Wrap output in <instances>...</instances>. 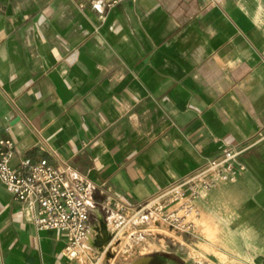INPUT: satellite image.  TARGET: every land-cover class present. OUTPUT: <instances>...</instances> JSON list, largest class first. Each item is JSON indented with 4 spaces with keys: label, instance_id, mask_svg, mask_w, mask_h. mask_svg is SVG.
Listing matches in <instances>:
<instances>
[{
    "label": "crops",
    "instance_id": "crops-1",
    "mask_svg": "<svg viewBox=\"0 0 264 264\" xmlns=\"http://www.w3.org/2000/svg\"><path fill=\"white\" fill-rule=\"evenodd\" d=\"M4 140L12 164L46 158L89 181L93 253L98 223L124 224L208 158L247 146L237 179L195 201L188 239L213 234L228 264H264V0H123L104 12L0 0ZM33 215L0 183V264H87L63 256L64 237Z\"/></svg>",
    "mask_w": 264,
    "mask_h": 264
},
{
    "label": "built area",
    "instance_id": "built-area-1",
    "mask_svg": "<svg viewBox=\"0 0 264 264\" xmlns=\"http://www.w3.org/2000/svg\"><path fill=\"white\" fill-rule=\"evenodd\" d=\"M123 0H88L101 12ZM247 146L226 147L208 158L203 165L138 205L132 218L151 215L157 227L162 226L179 237L193 236L198 218L195 201L204 191L219 183L234 182L245 166L238 157ZM15 149L11 140L0 141V183L19 202L31 201L33 224L37 229L54 230L65 239L62 254L68 259L94 260L102 264L105 252L93 253L84 244L90 223L92 187L82 175L67 165L50 163L46 158L21 159L12 164ZM105 205H109L106 199ZM117 212L124 207L114 206ZM177 236V237H178ZM94 258L92 259V256Z\"/></svg>",
    "mask_w": 264,
    "mask_h": 264
},
{
    "label": "rangeland",
    "instance_id": "rangeland-1",
    "mask_svg": "<svg viewBox=\"0 0 264 264\" xmlns=\"http://www.w3.org/2000/svg\"><path fill=\"white\" fill-rule=\"evenodd\" d=\"M131 222L124 224L117 222L109 226L115 230L116 235L108 252L112 254L108 260L109 264H125L126 261L134 258L135 261L132 260L127 264H148L150 259L142 258L146 255L154 256L152 264H228L227 258L213 249V246H218L213 234L206 233L203 241L195 239L196 246H194L192 244L194 241L188 239L189 237H179L166 228L161 231L164 229L162 226L157 227L154 224L149 227L136 226L141 223L140 218ZM145 228L148 230L142 231ZM93 261L85 260L84 263L91 264Z\"/></svg>",
    "mask_w": 264,
    "mask_h": 264
},
{
    "label": "bare ground",
    "instance_id": "bare-ground-1",
    "mask_svg": "<svg viewBox=\"0 0 264 264\" xmlns=\"http://www.w3.org/2000/svg\"><path fill=\"white\" fill-rule=\"evenodd\" d=\"M97 228L99 230H103L104 231L103 235L102 234L100 235V238L97 241V243H99V244L103 243L102 244V248H103V251L106 253L107 251H105V250H107V249H105V248H107V245L112 244L113 239L115 237L114 230H112L111 227H109L107 224H104L103 222L98 223L97 224ZM105 239L107 241L104 243Z\"/></svg>",
    "mask_w": 264,
    "mask_h": 264
},
{
    "label": "water",
    "instance_id": "water-1",
    "mask_svg": "<svg viewBox=\"0 0 264 264\" xmlns=\"http://www.w3.org/2000/svg\"><path fill=\"white\" fill-rule=\"evenodd\" d=\"M94 231H95V246L98 248L99 251H103V248H102V244H103V243H100V244H99V243H97V241L99 240L100 235H101V234L103 235L104 231H103V230H99L98 228H95ZM106 241H107V240L105 239L104 243H105ZM106 257H107V258H108V257H112V254L106 253ZM144 257H149V258H150V261L152 262V257H150V256H143L142 258H144Z\"/></svg>",
    "mask_w": 264,
    "mask_h": 264
}]
</instances>
